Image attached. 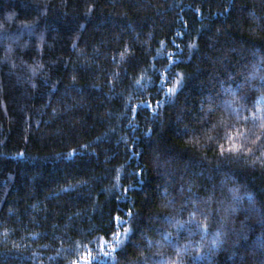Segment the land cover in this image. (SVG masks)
Returning <instances> with one entry per match:
<instances>
[{
  "label": "trees",
  "instance_id": "trees-1",
  "mask_svg": "<svg viewBox=\"0 0 264 264\" xmlns=\"http://www.w3.org/2000/svg\"><path fill=\"white\" fill-rule=\"evenodd\" d=\"M0 264H264V0H0Z\"/></svg>",
  "mask_w": 264,
  "mask_h": 264
}]
</instances>
